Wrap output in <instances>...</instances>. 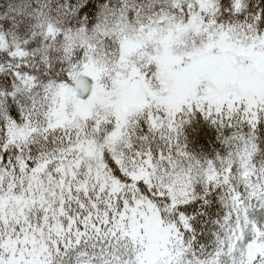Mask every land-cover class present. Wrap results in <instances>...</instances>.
Returning <instances> with one entry per match:
<instances>
[{
	"label": "snow or ice",
	"instance_id": "1",
	"mask_svg": "<svg viewBox=\"0 0 264 264\" xmlns=\"http://www.w3.org/2000/svg\"><path fill=\"white\" fill-rule=\"evenodd\" d=\"M0 264H264V0H0Z\"/></svg>",
	"mask_w": 264,
	"mask_h": 264
}]
</instances>
